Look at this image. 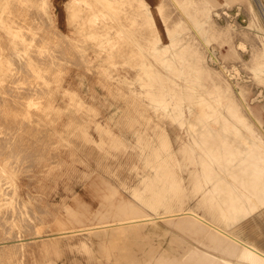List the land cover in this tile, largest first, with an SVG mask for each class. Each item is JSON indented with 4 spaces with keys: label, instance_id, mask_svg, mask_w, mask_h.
Wrapping results in <instances>:
<instances>
[{
    "label": "rangeland",
    "instance_id": "obj_1",
    "mask_svg": "<svg viewBox=\"0 0 264 264\" xmlns=\"http://www.w3.org/2000/svg\"><path fill=\"white\" fill-rule=\"evenodd\" d=\"M28 1L0 0V61L3 60V63L0 62V71L4 70L0 72V88H3L0 89V118L4 115L0 120L3 119L2 121L7 123L0 121L3 127L7 126V128L0 127V137H4L0 139V233H2L0 243L7 245V240L10 238L11 240L17 238L20 241L14 243L11 248L5 247L6 249L0 252V264H5L7 256L9 263L6 264H184L185 261L189 264L200 262L236 264L238 262L236 258L226 256L220 249L212 246L213 243L207 233L198 229L195 219L186 214L189 211L195 212L227 233L252 243L264 251V205H260L255 197H249L250 200L246 197L243 203L247 215L233 222L226 220L222 208L225 197L234 194L243 195V185L236 183L233 178L235 168L242 157L239 153L236 154L240 149L238 145L250 147L248 138L253 139L256 144L264 145L261 142L264 141V71L261 70L260 58L251 62L252 43L245 41L242 49L239 46L243 41L239 36L240 33L234 40L224 42L222 45L220 41L213 40L206 44L204 58L206 67L222 70L225 80L231 82L236 92L235 96L237 94L235 100L238 106L247 114L248 120H251V122L246 121L253 123V127L249 129L241 124L238 117H232L225 109L223 105L226 100L218 93L219 85L198 75L196 70L199 68L197 67L199 60L192 56L193 50H188L186 44H181L186 48L181 45L167 48L163 45L171 42L167 28L174 29L176 24L182 21L190 28L189 36L181 40L182 42L191 44L194 40L192 37H200L194 19L190 17L195 14L192 13L193 11L197 12L196 15H201L200 10L193 9L187 0L160 1L159 5L162 3L163 8H166L162 9L166 23L158 9L159 5L150 9L159 35L141 9H129L120 0H67L63 5L66 24L64 23L62 29L57 23L54 0ZM208 1L212 5L209 17L220 27L227 25L234 31L238 30L237 32L243 31L242 29L248 30L245 28L249 20L246 5L250 2L257 9L259 7L261 12L259 18L264 25V10L260 0ZM31 5H35L39 14ZM23 6L25 8L30 6V11ZM169 7V11H166ZM12 8L16 9L12 11ZM187 13L190 15H186ZM28 14L33 17L36 15L38 18L34 17V19L40 23L37 22L39 24L36 23L37 25L33 27L32 19L30 27L31 22L28 19L32 17ZM39 15L45 17L41 18ZM43 18L49 24L46 21L43 23ZM23 24H25L24 28ZM41 24L43 25L40 26ZM26 25L28 26L25 27ZM20 26L22 29L19 28ZM36 26L42 28H36L41 34L36 33ZM112 26L114 32L111 31ZM30 28L36 32L33 31L34 34H31ZM23 30L28 33V37L22 33ZM145 33L152 37V45L138 41L136 46L123 41L130 34H136L139 38ZM63 35L65 42L71 43L70 48L60 39ZM58 40H61L59 44ZM53 41L55 43H52ZM72 45L74 51H71ZM51 46L54 50L50 48ZM67 48L70 49L69 52ZM145 48L152 49L151 57L121 56V54H133L132 52L138 55L141 54L140 49L146 50ZM231 49H236V52H230ZM34 51L37 53L35 54ZM60 51L66 53L61 54ZM35 56L36 58L41 56L39 61ZM6 57H10L11 60L8 62ZM63 57H67V60L61 61ZM118 58L119 60L122 58V62ZM134 58L137 59L138 64L133 60ZM68 59L73 62H67ZM84 62L85 65L82 64ZM132 62L134 65H131ZM6 71H12L10 77L13 78L8 77ZM6 76L9 81L8 79L6 81ZM25 76L29 79H25ZM4 83L7 89L4 88ZM160 92H165L166 95L160 97ZM12 98L19 102L13 103ZM210 104L214 105V112L210 110ZM224 118L229 121L231 131L228 132V140L222 145L224 153H220L221 151L216 153L214 151H216V143L220 141ZM7 119L12 123L11 125ZM201 119L208 123L210 132L206 135L201 133L199 125ZM253 128L258 130L259 135H253L251 131ZM4 132L7 135L4 136ZM29 136L31 138H28ZM2 142L4 145L1 144ZM228 155L230 158L234 155V159H237L228 160ZM227 164L230 167H227ZM6 213L11 214L9 218ZM173 213L178 215L169 218ZM122 216L126 217L125 219H130L132 216L134 218L131 219L147 216L153 218L152 223L156 226L139 228L140 224L138 226L136 224L128 230L131 231L130 236L127 232L122 236L119 233H116V236L114 234L101 236L102 234L98 233V237L94 235V230L78 231L101 226L105 221L107 224H114L119 222ZM75 218L80 220L77 221ZM19 220H22L23 226ZM141 230L143 232H140ZM37 231L41 235L50 234L51 237L24 241ZM67 231L71 233H66ZM134 239L138 244L134 243ZM139 246L141 249L138 248ZM101 249L105 252H99ZM113 256L118 257L116 259Z\"/></svg>",
    "mask_w": 264,
    "mask_h": 264
},
{
    "label": "bare ground",
    "instance_id": "obj_2",
    "mask_svg": "<svg viewBox=\"0 0 264 264\" xmlns=\"http://www.w3.org/2000/svg\"><path fill=\"white\" fill-rule=\"evenodd\" d=\"M17 1V0H16ZM22 1V0H21ZM24 1H28V0H24ZM121 2H123L122 4H124L125 5V7H127L128 6V8L129 9H141L142 11H143V13H144V15H146V17H148V19L151 21V25H152V27L157 31L158 29H157V24H156V21H155V18H154V16H153V14L151 13V10H150V7H149V5L144 1V0H120ZM163 1H165V0H163ZM170 1V0H169ZM169 1H167V2H169ZM253 1H256V0H253ZM6 2V1H5ZM4 2V3H5ZM29 2V1H28ZM41 2V1H40ZM86 2V1H85ZM115 2V1H114ZM128 2V3H127ZM178 3H179V1H177ZM181 2V1H180ZM187 2L189 3V4H191V6H193V9H196V10H200V13H201V15H196V13L197 12H192V13H195L194 15H191L190 17L192 18V19H194V23H195V28L200 32V37L199 36H194V37H192L193 39V43H189L188 44V42L186 43V42H182L185 38H187V35L189 36V27L188 26H186V24H185V22H181V23H178V24H176V25H173V27L174 26H176V28H174V29H169V28H167V30H168V34H169V36H170V38H171V42L170 43H168L167 45L166 44H163L164 45V47H169V48H173V47H178L179 45H181V44H186V46H188L187 47V49L188 50H193V57L194 58H198V60H199V65L197 66V67H199L196 71H197V73H198V75L203 79V78H207V79H209L210 80V82H215L216 84H218L219 86L217 87V89L219 90L218 91V93L221 95V96H223L224 98H225V100H226V102H224L225 103V105H223L224 107H225V109L229 112V114L232 116V117H234V118H236V117H238V119H240V121H241V124L242 125H245V126H247L249 129H251V127H253L252 126V124L253 123H249V122H247L246 120H248V117H247V114H245L244 113V111H242L241 110V108L238 106L239 104H237V102H236V100H235V97L237 96V94H236V96H235V93L236 92H234V90H233V88H232V85H231V82L230 81H228V80H225L226 78H225V76L223 75V71L222 70H213V68L211 69V68H209V67H206L205 66V64H204V58H205V55H206V50H207V48H206V44H209L211 41H213V40H218V41H220V43H221V45L224 43V42H231V40H234L235 38H236V36H238V34L240 33V35L239 36H241L242 38H243V41H241L240 43H239V46L242 48V47H244V43H245V41H249L250 43H252V46H253V52H252V55H251V62L252 61H255L257 58L259 59L260 58V60H261V70H263L264 71V25L262 24V22H261V20H260V18H259V15H260V9H259V7H258V9L253 5V3L252 2H250L249 3V5H246L247 7H248V16H249V20H248V24H247V26L245 27V28H247L248 30L250 29V31H248V30H244V29H242L243 31H241V32H237V31H234V30H232L230 27H228L227 25L226 26H224V27H220L219 25H216V24H214V22L210 19V17H209V15H210V9H211V7H212V5L210 4V1H208V0H187ZM231 2V1H230ZM229 2V3H230ZM39 3V2H38ZM185 3V2H184ZM16 4V3H15ZM20 4V3H19ZM28 4H30V3H28ZM31 4H33V3H31ZM168 4V3H167ZM177 4V3H176ZM239 4H240V2H239ZM260 4H261V6H262V8H263V10H264V0H260ZM18 5V4H17ZM92 5V4H91ZM94 5V4H93ZM168 5H170V4H168ZM231 5V4H230ZM32 6V5H31ZM182 6H184V5H182ZM189 6V5H188ZM9 5H8V10H9ZM13 7H15V6H13ZM17 7V6H16ZM20 7H21V5H20ZM19 7V9L21 10V8ZM24 7V6H23ZM32 7H34V8H36L35 7V5L34 6H32ZM38 7H39V5H38ZM115 7V6H114ZM166 7V6H165ZM25 8V7H24ZM23 8V9H24ZM29 10L28 11H30V6H28L27 7ZM27 8H25V9H27ZM41 8H42V5H41ZM74 8V7H73ZM113 8V7H112ZM111 8V9H112ZM116 8V7H115ZM119 8V7H118ZM183 8H185V7H183ZM189 8V7H188ZM6 9H7V7H6ZM13 9L15 10L16 8H12V11H13ZM17 9H18V7H17ZM22 9V10H23ZM33 9V8H32ZM114 9V8H113ZM158 9H159V11H160V13H161V16L163 17V20H164V22L166 23V20H165V17L162 15V9H166V8H163V4L161 3V5H159L158 6ZM169 9H170V7L168 8V10H166V11H169ZM187 9V8H186ZM185 9V10H186ZM192 9V10H193ZM11 10V9H10ZM35 11L37 10V8L36 9H34ZM97 10V9H96ZM173 10V9H172ZM187 10H189V9H187ZM220 10V9H219ZM247 10V9H246ZM24 11V10H23ZM32 11V10H31ZM34 11V12H35ZM37 11H39V10H37ZM36 11V12H37ZM3 12H5V10L3 11ZM18 12V11H17ZM33 12V13H34ZM36 12L34 13V14H36ZM100 12V11H99ZM117 12V11H116ZM171 12V11H170ZM173 12V11H172ZM185 12V11H184ZM186 12H188V11H186ZM191 12V11H190ZM247 12V11H246ZM2 13V12H1ZM25 13V12H24ZM43 12L41 11L40 12V14H42ZM85 13V12H84ZM84 13H81V14H84ZM104 13V12H103ZM125 13V12H124ZM174 13H175V11H174ZM17 14V13H16ZM20 14H22L21 12H20ZM37 14H39L38 12H37ZM94 14V13H93ZM247 14V13H246ZM15 15V14H14ZM24 15H26V13L24 14ZM23 15V16H24ZM30 17H32V18H30V19H28L30 22L32 21L33 22V20H34V24H33V27L35 26V25H37V24H39L40 23V21H36V19L38 18V17H36V15H34V17H36V19H34V17H33V15H31V14H28ZM78 15V14H77ZM92 15V14H91ZM97 15V14H96ZM143 15V14H142ZM186 15H188V13L186 14ZM190 15V14H189ZM188 15V16H189ZM13 16V15H12ZM20 16V15H19ZM41 18H42V16H44V15H39ZM76 16V15H75ZM75 16H71V17H75ZM94 16V15H93ZM172 16V15H171ZM175 16V15H174ZM15 17H17V16H15ZM21 17V16H20ZM26 17V16H25ZM28 17V16H27ZM45 17V16H44ZM80 17V16H79ZM78 18V17H77ZM17 19H19V18H17ZM21 19V18H20ZM24 19V18H23ZM33 19V20H32ZM75 19V18H74ZM79 19V18H78ZM39 20V19H38ZM69 20V19H68ZM73 20V19H72ZM172 20V19H171ZM16 21V20H15ZM36 21V22H35ZM44 21H46L44 18H43V23H44ZM70 21V20H69ZM74 21V20H73ZM120 21H123V20H120ZM192 21V20H191ZM23 22H25V20L23 21ZM32 22H31V25H30V27L32 26ZM37 22H39V23H37ZM47 22V24H49L48 23V21H46ZM79 22H80V20H79ZM89 23H90V21H88ZM102 22V21H101ZM228 22V21H227ZM236 22V21H235ZM6 23V22H5ZM5 23H3V26L5 25ZM8 23V22H7ZM26 23L28 24V22H27V20H26ZM37 23V24H36ZM41 23H42V21H41ZM73 23V22H72ZM78 23V22H77ZM216 23V22H215ZM18 24V23H17ZM131 24V23H130ZM173 24V23H172ZM232 24V23H231ZM7 25V24H6ZM19 25V24H18ZM20 25H22V23L20 24ZM24 25L25 24H23V28H24ZM43 24H41L40 26H42ZM75 25V24H74ZM108 25V24H107ZM13 26V25H12ZM12 26H10V27H12ZM28 25H26L25 27H27ZM76 26V25H75ZM82 26V25H81ZM93 26V25H92ZM91 26V27H92ZM15 27V26H14ZM22 27L20 26L19 28L20 29H22ZM32 27V28H33ZM39 26H36L35 27V30H36V28H38ZM105 27H107V26H105ZM105 27H103V28H105ZM113 27V26H112ZM239 27V26H238ZM17 28V27H16ZM32 28H30L29 30H31ZM93 28V27H92ZM129 28V27H128ZM34 29V28H33ZM38 29H42L41 27H39ZM38 29L35 31V30H33L34 31V33L36 32V33H39V34H41L39 31H38ZM79 29V28H78ZM80 29H82V27H80ZM79 29V30H80ZM84 29V28H83ZM91 29V28H90ZM112 29H114V27L113 28H111V31H113ZM28 30V29H27ZM26 29H25V31H27ZM109 30V29H108ZM25 31L23 30V32L22 33H24L25 35H27L26 33H25ZM33 31L31 30V34H34L33 33ZM47 31V30H46ZM50 31V30H49ZM78 31V30H77ZM82 31V30H81ZM98 31V30H97ZM115 31V30H114ZM113 31V32H114ZM151 31V30H150ZM240 31V30H239ZM19 31H17V33H18ZM84 32V31H83ZM13 33H14V31H13ZM106 33V32H105ZM111 33V32H110ZM39 34H38V36H39ZM56 34V33H55ZM60 34V33H59ZM138 34V33H137ZM157 34L159 35V32L157 31ZM22 36V35H21ZM29 36H30V34H29ZM32 36H34V35H32ZM44 36V35H43ZM45 36H46V34H45ZM64 36L65 35H63L62 36V38H60L61 40H62V42L64 41H66V39L64 38ZM104 36V35H103ZM110 36V35H109ZM112 36V35H111ZM27 37H28V35H27ZM26 37V39L28 40V38ZM31 37V36H30ZM35 37H37V35L35 36ZM34 37V38H35ZM48 37V36H47ZM47 37H45L46 39H47ZM61 37V36H60ZM86 37H88V36H86ZM133 37V36H132ZM141 37V36H140ZM40 38V37H39ZM65 40H64V39ZM135 38H136V36H135ZM154 38V37H153ZM190 38V37H189ZM240 38V37H239ZM25 39V40H26ZM55 39H56V37H55ZM92 39V38H91ZM137 39H138V37H137ZM30 40V39H29ZM32 40V39H31ZM48 40V39H47ZM61 40H58L57 42H58V44H59V41H61ZM147 40V39H146ZM182 40V41H181ZM14 41V40H13ZM36 41V40H35ZM38 41V40H37ZM86 41V40H85ZM189 41H191V38H190V40ZM31 42V41H30ZM61 42V43H62ZM63 42V43H64ZM70 42V41H69ZM142 42H145V41H142ZM149 42V41H148ZM43 43H44V41H43ZM52 43H55L54 41L52 42ZM82 43V42H81ZM145 43H147V42H145ZM32 44V43H31ZM65 44H67L66 46H69V48H70V45H71V43L70 44H68V42L66 43L65 42ZM65 44L63 45V46H65ZM83 44V43H82ZM137 44V43H136ZM142 44V43H141ZM188 44V45H187ZM39 45V44H38ZM54 44H52V46H53ZM57 45V44H56ZM116 45V44H115ZM139 45L140 44H138V47H139ZM150 45H152V44H150ZM149 45V46H150ZM155 43H154V47H155ZM249 45V44H248ZM17 46H18V43H17ZM50 47V48H52L53 49V47ZM117 46H119V45H117ZM181 46H183V45H181ZM180 46V47H181ZM185 46V45H184ZM183 46V47H184ZM237 46V45H236ZM37 47H39V46H37ZM42 47H45V46H43L42 45ZM75 47H76V45H75ZM84 47V46H83ZM82 47V48H83ZM214 47H215V45H214ZM41 48V47H40ZM56 48V47H55ZM63 48V47H62ZM74 47H73V45H72V47H71V51H74L75 49H73ZM80 48V47H79ZM141 48V47H140ZM149 48V47H148ZM158 48V47H157ZM156 48V49H157ZM184 48H186V47H184ZM6 49V48H5ZM68 49V48H67ZM124 49V48H123ZM139 49V48H138ZM146 49V48H145ZM159 49V48H158ZM157 49V50H158ZM176 49V48H175ZM182 49V48H181ZM187 49H185V50H187ZM218 49V48H217ZM242 49H244V48H242ZM246 49H247V47H246ZM8 50V49H7ZM33 50V49H32ZM39 50V49H38ZM54 50V49H53ZM64 50H65V48H64ZM69 50L70 49H68L67 50V52H69ZM80 50V49H79ZM78 50V51H79ZM84 50V49H83ZM141 50V49H140ZM149 50V49H148ZM172 50V49H171ZM174 50V49H173ZM210 50V49H209ZM216 50V49H215ZM3 51V50H2ZM40 51V50H39ZM49 51H50V49H49ZM56 52L57 51H59V50H55ZM54 51V52H55ZM133 51H135V50H133ZM163 51V50H162ZM35 52V51H34ZM44 52V51H43ZM42 52V53H43ZM55 52V53H56ZM61 52V51H60ZM62 52H65L66 53V51H62ZM62 52H61V54H62ZM83 52V51H82ZM81 52V53H82ZM119 53H120V51H118ZM117 52V53H118ZM122 52V51H121ZM127 52H128V50H127ZM138 52V51H137ZM141 53H142V50L140 51ZM156 52H158V51H156ZM156 52H155V54H156ZM166 52V51H165ZM189 52V51H188ZM217 52V51H216ZM230 52H236V49H234V50H230ZM26 53V52H25ZM37 52H35V54H36ZM64 53V54H65ZM77 53V54H76ZM75 54L76 55H78V52H76ZM134 55H136L137 53L136 52H132ZM160 53V52H159ZM240 53V52H239ZM19 54V53H18ZM39 54H40V52H39ZM64 54H63V56H64ZM68 54V53H67ZM70 54V53H69ZM121 54V53H120ZM127 54V53H126ZM132 54V55H133ZM166 54H167V52H166ZM213 54H214V52H213ZM6 55V54H5ZM10 55V54H9ZM20 55V54H19ZM76 55H75V60L77 59V57H76ZM116 54H114V56H115ZM118 55V54H117ZM122 55V54H121ZM139 55V54H138ZM138 55H136V56H138ZM212 55V54H211ZM216 55V54H215ZM228 55L230 56V53L228 52ZM235 55V54H234ZM11 56V55H10ZM14 56V55H13ZM13 56H12V58H13ZM21 56H22V54H21ZM54 56H55V54H54ZM57 56H59V55H57ZM68 56V55H67ZM70 56V55H69ZM113 56V55H112ZM156 56V55H155ZM155 56H154V58H155ZM161 56H162V54H161ZM179 56H180V54H179ZM186 56V55H185ZM226 56V55H225ZM34 56H32V58H33ZM61 56H59V58H60ZM72 57V56H71ZM119 57H120V55H119ZM131 57V56H130ZM130 57L128 58L129 60H130ZM133 57V56H132ZM141 56H139V58H140ZM164 57V56H163ZM190 57V56H189ZM209 57V56H208ZM6 58H8V62H9V60H11V59H9L10 57H6ZM14 58H15V56H14ZM14 58H13V60H14ZM19 59H20V57H18ZM35 58H36V56H35ZM40 58H41V56H40ZM40 58H38V56H37V58L36 59H38V61H39V59ZM44 58H46V57H44ZM63 58H65V57H63ZM60 59L61 61L63 60H67V57L65 58V59ZM70 58V57H69ZM124 58V57H123ZM137 58V57H136ZM116 59V58H115ZM122 59V58H121ZM119 60V58H118V60L119 61H121L122 62V60ZM124 59H126V58H124ZM138 59V58H137ZM136 59V60H137ZM162 59V58H161ZM182 59H184L183 57H182ZM192 59V58H191ZM18 60V59H17ZM43 61H44V59H42ZM49 60V59H48ZM74 60V59H73ZM78 60H79V57H78ZM83 60V59H82ZM114 60V59H113ZM133 60H135V58L133 59ZM135 60V61H136ZM160 60V59H159ZM158 60V61H159ZM167 60V59H166ZM165 60V61H166ZM177 60V59H176ZM180 60V59H179ZM185 60V59H184ZM183 60V61H184ZM187 60H189V59H187ZM207 60V59H206ZM213 60H215V59H213ZM221 60V59H220ZM219 60V61H220ZM2 61V63H3V60H1ZM0 61V62H1ZM15 61H16V59H15ZM20 61H21V59H20ZM42 61V62H43ZM70 61V63H72L73 61H71V60H69L68 59V61L67 62H69ZM80 61H81V58H80ZM80 61H78V63H80ZM97 61V60H96ZM117 61V60H116ZM155 61V60H154ZM182 61V60H181ZM191 62L193 61V60H190ZM7 61H4V63H6ZM8 62H7V64H8ZM77 62V61H76ZM76 62H74L75 64H77ZM82 62V61H81ZM85 62H86V60H85ZM85 62L84 63H82V64H84L85 65ZM123 62H124V60H123ZM126 62V61H125ZM129 62H131V61H129ZM138 61H136V63H137ZM191 62H190V64H191ZM214 62V61H213ZM237 62H239V61H237ZM13 63H15L14 61H13ZM13 63H12V68H13ZM39 63H41V62H39ZM96 63V62H95ZM128 63V62H127ZM135 63V62H134ZM183 63V62H182ZM185 63V62H184ZM197 63H198V61H197ZM196 63V64H197ZM17 64V63H16ZM81 64V65H82ZM107 64H109V63H107ZM138 64V63H137ZM159 64H160V62H159ZM189 64V65H190ZM217 64V63H216ZM254 64V63H253ZM130 65V64H129ZM131 65H134L133 64V62H132V64ZM146 65V64H145ZM192 65H193V63H192ZM195 65V64H194ZM211 65V64H210ZM2 66H6V65H3L2 64ZM9 66V65H8ZM7 66V69L9 68ZM162 66V65H161ZM160 66V67H161ZM168 66V65H167ZM181 66V65H180ZM188 66V65H187ZM207 66H209L208 64H207ZM212 66H214V65H212ZM217 66H218V64H217ZM242 66H244V65H242ZM132 67V66H131ZM140 67V66H139ZM141 67H142V65H141ZM164 67V66H163ZM166 67V66H165ZM186 67V66H185ZM191 67V66H190ZM193 67V66H192ZM196 67V66H195ZM11 68V69H12ZM16 68H18V64H17V66H16ZM167 68H169V67H167ZM167 68H166V70H167ZM188 68H189V66H188ZM1 69V68H0ZM10 69V70H11ZM23 69V68H22ZM165 69V68H164ZM194 69H196V68H194ZM216 69H217V67H216ZM246 69V68H245ZM3 70V69H2ZM1 70V71H2ZM9 70V69H8ZM32 70V69H31ZM166 70H164V71H166ZM188 70V69H187ZM0 71V72H1ZM4 71V70H3ZM30 71V70H29ZM191 73H192V68H191ZM256 71V70H255ZM254 71V72H255ZM7 72V71H6ZM48 72H50V71H48ZM54 72V71H53ZM143 72V71H142ZM262 72V71H261ZM7 73H9V74H7ZM6 73V75L8 76V77H10L11 76V73H12V71L11 72H7ZM15 73V72H14ZM13 73V74H14ZM17 73V72H16ZM21 73V72H20ZM151 73H152V71H151ZM250 73V72H249ZM258 73V72H257ZM259 73H260V71H259ZM12 74V75H13ZM30 74V73H29ZM255 74H256V72H255ZM263 74V73H262ZM2 75V74H1ZM23 75H25L24 73H23ZM34 75H35V73H34ZM152 75H153V73H152ZM7 76H6V81H7V79H8V81H9V78H7ZM27 76H28V74H27ZM27 76H25L26 78L25 79H27ZM32 76V75H31ZM141 76V75H140ZM257 76V75H256ZM33 77V76H32ZM155 77V76H154ZM255 77V76H254ZM253 77V78H254ZM10 78H13V76L12 77H10ZM15 78V77H14ZM17 79V78H16ZM29 79V78H28ZM27 79V80H28ZM113 79V78H112ZM206 79V80H207ZM0 80H1V78H0ZM4 80H5V77H4ZM23 80V79H22ZM114 80V79H113ZM153 80V79H152ZM151 80V81H152ZM206 80H204V81H206ZM134 81H135V79H134ZM139 81V80H138ZM137 81V82H138ZM203 81V82H204ZM259 81H260V79H259ZM24 82V81H23ZM172 82V81H171ZM175 82V81H174ZM208 82V81H207ZM262 82V81H261ZM260 82V83H261ZM32 83V82H31ZM38 83V82H37ZM202 83V82H201ZM116 84V83H115ZM155 84V83H154ZM238 84V83H237ZM4 85H5V83H4ZM6 85H8V83L6 82ZM6 85H5V89H7L6 88ZM27 85V84H26ZM38 85H41V84H38ZM143 85V84H142ZM207 85H209V84H207ZM242 85V84H241ZM154 86H158V85H154ZM246 86V85H245ZM159 87V86H158ZM209 87H210V85H209ZM212 87H213V85H212ZM248 87V86H247ZM22 88H24L23 86H22ZM26 88V87H25ZM43 88V87H42ZM160 88V87H159ZM249 88V87H248ZM1 90L3 89V88H0ZM4 89V90H5ZM155 89H158V88H156L155 87ZM209 89V88H208ZM212 88H210V90H211ZM216 89V90H217ZM8 90H10V89H8ZM32 90V89H31ZM161 90V89H160ZM213 90V89H212ZM119 91V90H118ZM241 91V90H240ZM5 92V91H4ZM46 92H48V91H46ZM23 93H25V92H23ZM26 93H28V91L26 92ZM134 93V92H133ZM6 94V93H5ZM22 94V93H21ZM142 94V93H141ZM146 94V93H145ZM148 94V93H147ZM158 94V93H157ZM160 94V97H164L165 95H166V93L165 92H160L159 93ZM215 94V93H214ZM8 95V94H7ZM28 95H29V93H28ZM139 95V94H138ZM216 95V94H215ZM193 97H194V95H193ZM222 97V98H223ZM144 98V97H143ZM222 98H221V100H222ZM11 99V98H10ZM44 99V98H43ZM145 99H147V98H145ZM149 99V98H148ZM162 99V98H161ZM8 100V99H7ZM15 100V99H14ZM13 100V98H12V101H14ZM40 100V99H39ZM173 100H176V99H173ZM224 100V101H225ZM1 101V100H0ZM17 101V100H16ZM16 101H14L13 103H18V102H16ZM153 101V100H152ZM149 102H150V99H149ZM166 103V102H165ZM164 103V104H165ZM222 103V102H221ZM177 104V103H176ZM7 105V104H6ZM146 105V104H145ZM144 105V106H145ZM160 105V104H159ZM174 105V104H173ZM13 106V105H12ZM18 106H20V103H19V105ZM262 106V105H261ZM2 107V106H1ZM148 107V106H147ZM209 107H210V110L212 111V112H214L213 110H214V105H209ZM134 108V107H133ZM136 109L138 108V107H135ZM19 109V108H18ZM5 110V109H4ZM33 110V109H32ZM162 110V109H161ZM2 112V111H1ZM29 112H31V111H29ZM28 112V113H29ZM31 113H33L34 114V112H31ZM32 114V115H33ZM38 114V113H37ZM214 114V113H213ZM11 115V114H10ZM4 116V115H3ZM3 116H1V118L3 117ZM215 116V115H214ZM37 117V116H36ZM0 118V119H1ZM9 118V117H8ZM32 118H34V117H32ZM166 118H167V116H166ZM175 118V117H174ZM35 119V118H34ZM171 119V118H170ZM176 119V118H175ZM3 120V119H2ZM2 120H0V121H2ZM10 121H11V119H9ZM17 120V119H16ZM172 120V119H171ZM174 120V119H173ZM235 120V119H234ZM177 121V120H176ZM248 121H250L251 122V120L249 119ZM3 122V121H2ZM7 122H8V119H7ZM32 122V121H31ZM4 123V122H3ZM9 123V122H8ZM1 124V123H0ZM4 124H7V123H4ZM12 123H9V125H11ZM18 124V123H17ZM44 124H46L45 122H44ZM207 121H204V120H202L201 119V121H200V123H199V125H200V128H201V133H204V135H206V133H208V132H210V130H209V128L207 127ZM22 125V124H21ZM33 125H35V124H33ZM2 126V127H1ZM6 126V125H5ZM4 126V127H5ZM15 126V125H14ZM0 127L1 128H4L3 127V125L1 124L0 125ZM12 127V126H11ZM33 127V126H32ZM221 127H222V133L220 134V137H219V139H220V141L219 142H217L216 143V151H214V152H216L217 153V151H221L220 153H224V147L222 146L223 145V143L224 142H226L227 140H228V132L229 131H231L230 130V128H229V121L227 120V119H223V122H222V125H221ZM5 128H7V126L5 127ZM8 128H9V126H8ZM14 129V128H13ZM35 129V128H34ZM191 129V128H190ZM255 129H256V127H255ZM254 128L251 130L252 131V133H253V135H259V134H257V133H259L258 132V130H255ZM12 130V129H11ZM194 130V129H193ZM7 131V130H6ZM27 131V130H26ZM1 132V131H0ZM3 132V131H2ZM7 134H8V131L6 132ZM5 132H4V136L5 135H7ZM20 134V133H19ZM23 134V133H22ZM218 134V133H217ZM2 135H3V133H2ZM11 135V134H10ZM25 136V135H24ZM28 136V135H27ZM26 136V137H27ZM217 136V135H216ZM215 136V137H216ZM2 137H0V139H1ZM4 138V137H3ZM2 138V139H3ZM5 138H7V137H5ZM9 138V137H8ZM19 138V137H18ZM28 138H31L30 136L28 137ZM33 139V138H32ZM32 139H31V141H32ZM35 140V139H34ZM196 140V139H195ZM248 140H249V142L251 143V146L250 147H242L241 145H238L239 147H240V149H239V152H237L236 151V154H240L242 157H241V161H239L238 163H239V165H237V169L235 168V173H234V175H233V178H234V181L236 182V183H238V184H242L243 185V187H244V191H243V195L242 196H237V195H231L230 197L229 196H227V197H225L224 199H223V202H224V206H223V204H222V208L224 209V211H223V215H224V217H226V220L228 221V222H233V221H237V220H239V219H241V218H243V217H245L246 215H247V211L245 210V208H244V200L243 199H245L246 197H248V199H249V197L251 198V197H255L256 198V200H257V202L260 204V205H264V145H259V144H256L254 141H253V139H249L248 138ZM261 140V139H260ZM1 141V140H0ZM10 141V140H9ZM36 141V140H35ZM44 141V140H43ZM102 141V140H101ZM206 141V140H205ZM38 142V141H37ZM209 142V141H208ZM261 142L262 143H264V141L263 140H261ZM1 144H3V142L1 143ZM28 144V143H27ZM32 144H33V142H32ZM31 144V145H32ZM40 144V143H39ZM4 145V144H3ZM6 145V144H5ZM42 145V144H41ZM206 146V145H205ZM210 146V145H209ZM12 147V146H11ZM2 148H4V147H2ZM6 148V147H5ZM204 148V147H203ZM212 148V147H211ZM38 149V148H37ZM205 149V148H204ZM208 149V148H207ZM33 150V149H32ZM211 150V149H210ZM209 150V151H210ZM235 150V149H234ZM212 151V150H211ZM4 152V151H3ZM205 152V151H204ZM207 152V151H206ZM213 152V151H212ZM214 152H213V154H214ZM16 154H17V152H16ZM51 154V153H50ZM54 154H57V153H54ZM211 154V153H210ZM230 154V153H229ZM233 154V153H232ZM52 155V154H51ZM208 155V154H207ZM215 155V154H214ZM211 156H212V154H211ZM234 156V155H233ZM232 156V157H233ZM51 157V156H50ZM230 158V155H228V157H227V159L228 160H230V159H234V157L233 158ZM52 158V157H51ZM218 158V157H217ZM199 159V158H198ZM237 159V158H236ZM236 159H234V160H236ZM201 160V159H200ZM218 160V159H217ZM216 160V161H217ZM202 161H204V159L202 160ZM12 162V161H11ZM219 163V162H218ZM199 164V163H198ZM215 165V164H214ZM218 165H220V164H218ZM226 165V164H225ZM220 167V166H219ZM227 167H230L228 164H227ZM239 167V168H238ZM223 170V169H222ZM221 170V171H222ZM220 177V176H219ZM3 179V178H2ZM229 179V178H228ZM2 181V180H1ZM224 182V181H223ZM108 184V183H107ZM4 185V184H3ZM109 190V189H108ZM114 193H115V189H114V191H113ZM110 193H111V191H110ZM2 194V193H1ZM7 194V193H6ZM111 195V194H110ZM113 195V194H112ZM111 195V196H112ZM104 196H106V195H104ZM107 196H109V194L107 195ZM7 197H8V195H7ZM131 197V196H130ZM6 198V197H5ZM104 198V197H103ZM3 199V198H2ZM111 199V198H110ZM134 200V199H133ZM250 200V199H249ZM103 201V200H102ZM101 201V202H102ZM121 201V200H120ZM123 201V200H122ZM18 202V201H17ZM105 202V201H104ZM111 202V201H110ZM124 202V201H123ZM15 203V202H14ZM109 203V202H108ZM108 203H106V204H108ZM113 203V202H112ZM117 203H119V201L117 202ZM127 203V202H126ZM139 203V202H138ZM110 204V203H109ZM123 204V203H122ZM125 204V203H124ZM140 204V203H139ZM112 205V204H111ZM111 205H109L110 207H111ZM18 206H19V203H18ZM103 206H104V204H103ZM108 206V207H109ZM112 206H114V205H112ZM117 206V205H116ZM124 206V205H123ZM126 206V205H125ZM133 206V205H132ZM131 206V207H132ZM20 207V206H19ZM101 207V206H100ZM254 207H256V206H254ZM16 208V207H15ZM112 208V207H111ZM127 208V207H126ZM139 208V207H138ZM109 209V208H108ZM121 209V208H120ZM124 209V208H123ZM146 209V208H145ZM125 210V209H124ZM130 210H131V208H130ZM134 210H135V207H134ZM148 210V209H147ZM29 211V210H28ZM98 211V210H97ZM123 211V210H122ZM126 211H128V210H126ZM149 211V210H148ZM188 211V210H187ZM9 212H10V210H9ZM16 212H17V209H16ZM42 212V211H41ZM99 212V211H98ZM105 212V211H104ZM113 212V211H112ZM123 212H125V211H123ZM141 212V211H140ZM178 212V211H177ZM29 213V212H28ZM111 213V212H110ZM130 213H133V212H130ZM142 213V212H141ZM183 213H185V212H183ZM69 214V216H70V213H68ZM74 214V213H73ZM102 214V213H101ZM114 214V213H113ZM116 214V213H115ZM114 214V215H115ZM127 214V213H126ZM128 214H129V212H128ZM186 214L187 215H189V217H191V218H193V219H195L194 220V222H195V224L198 226V229H201V230H204L206 233H207V235L209 236V239L211 240V242L213 243L212 244V246L214 245L217 249H220L222 252H223V254H225L226 256H231V257H233V258H236L237 259V263L236 264H264V251H262L261 249H259L256 245H254V244H252V243H249V242H246V241H243L242 239H240V238H238L237 236H235V235H232V234H230V233H227L226 231H224L223 229H221L219 226H217V225H215L214 223H212V222H210V221H208V220H206L204 217H201V216H199V215H197L195 212H193V211H189V212H186ZM5 215H7V217L8 216H10L11 214H5ZM17 215H18V212H17ZM30 215H33V214H31L30 213ZM97 215V214H96ZM99 215V214H98ZM103 215V214H102ZM124 216H126L125 214H123ZM132 215V214H131ZM134 215H135V213H134ZM133 215V216H134ZM138 215V214H137ZM168 215V214H167ZM175 215H178L177 213L176 214H171V216L169 215V218L170 217H172V216H175ZM76 216V215H75ZM117 216V215H116ZM124 216H122L123 218H124ZM132 216V217H133ZM140 216V215H139ZM182 216H184V215H182ZM7 217H4V218H6L7 219ZM33 217V216H32ZM70 217H72V216H70ZM127 217V216H126ZM125 217V218H126ZM131 217V218H132ZM135 217L137 218V216L135 215ZM143 217H144V215H143ZM163 216H161V218H162ZM165 217V216H164ZM163 217V218H164ZM9 218V217H8ZM20 218V217H19ZM104 218V217H103ZM119 219V222H116V223H114V224H107V221H105V222H103L102 223V225L101 226H93V227H91V228H83V229H81V230H78V231H85V230H94V235H97L98 237H99V234H102L101 236H106V235H109V236H111V235H113L114 234V236H116L115 234L116 233H119V235H121L122 236V234H125V233H127L128 232V230H130L131 228H132V226H134V225H136L137 224V226H138V224H140V226L141 227H139V228H142V227H144V228H149L150 226H156L155 224H153L152 223V221H153V218H150V217H145V218H138V219ZM134 218V217H133ZM159 218V217H158ZM166 218V217H165ZM168 218V217H167ZM168 218V219H169ZM174 218V217H173ZM72 219H73V217H72ZM76 219V218H75ZM96 219V218H95ZM102 219V218H101ZM172 219V218H171ZM183 219V218H182ZM77 220V219H76ZM80 220V219H79ZM79 220H77V221H79ZM93 220V219H92ZM97 220V219H96ZM167 220V219H166ZM165 220V221H166ZM20 221V220H19ZM22 221V220H21ZM21 221H20V223H21ZM117 221V220H116ZM179 221V220H178ZM24 222V221H23ZM76 222V221H75ZM78 223V222H77ZM83 223V222H82ZM112 223H113V221H112ZM180 223V222H179ZM4 224V223H3ZM25 224V223H24ZM29 224V223H28ZM93 224V223H92ZM21 225H22V223H21ZM80 225H82V224H80ZM90 225H91V223H90ZM94 225V224H93ZM97 225V224H96ZM180 225V224H179ZM182 225V224H181ZM184 225V224H183ZM3 227H4V225H2ZM23 226V225H22ZM25 226H28V225H26L25 224ZM0 227H1V225H0ZM8 227V226H7ZM7 227H6V230H7ZM29 227H31V224H30V226ZM136 227V226H135ZM175 227V226H174ZM178 227V226H177ZM180 227H182V226H180ZM186 227V226H185ZM9 228V227H8ZM25 228V227H24ZM184 228V227H183ZM4 230H5V228H3ZM2 229V230H3ZM30 229H32V228H30ZM102 229V230H101ZM137 229V228H136ZM192 229V228H191ZM134 230V229H133ZM139 230V229H138ZM138 230H136V232L138 231ZM251 230V229H250ZM254 230V229H253ZM25 231H27V230H25ZM75 231V230H74ZM100 231V232H99ZM8 232V231H7ZM34 232V231H33ZM77 232V231H76ZM131 232V231H130ZM130 232H128V234L130 233ZM135 231H133V233H134ZM140 232H143V230H141ZM166 232V231H165ZM189 232V231H188ZM255 232H257V231H255ZM66 233H71V231H67ZM99 233V234H98ZM151 233V232H150ZM163 233V232H162ZM172 233V232H171ZM0 234H2V233H0ZM138 234V233H137ZM136 234V236H138ZM142 234V233H141ZM147 234H148V232H147ZM164 234H166V233H164ZM174 234V233H173ZM186 234V233H185ZM50 235V234H49ZM49 235H41L38 231L37 232H35L32 236L30 235V237L29 238H25L24 239V241L25 240H36V239H40V238H44V237H48ZM53 235V234H52ZM57 235V234H56ZM131 234H129V236H130ZM151 235V234H150ZM162 235V234H161ZM206 235V234H205ZM250 235V234H249ZM113 236V237H114ZM125 236V235H124ZM123 236V237H124ZM132 236H134V235H132ZM135 236V237H136ZM143 236H145V235H143ZM164 236V235H163ZM13 237V236H12ZM49 237H51V236H49ZM126 237V236H125ZM171 237H173V236H171ZM196 237V236H195ZM194 237V238H195ZM261 237V236H260ZM1 238H2V235H1ZM14 238V237H13ZM106 238V237H105ZM104 238V239H105ZM115 238V237H114ZM116 238H118V237H116ZM121 238V237H120ZM134 238V237H133ZM142 238V237H141ZM170 238V237H169ZM174 238V237H173ZM185 238V237H184ZM3 239V238H2ZM15 239V238H14ZM132 239V238H131ZM165 239V238H164ZM187 239V238H186ZM199 239V238H198ZM202 239H206V238H202ZM259 239V238H258ZM262 239V238H261ZM1 240V239H0ZM7 240V239H6ZM9 240V241H8ZM7 240V245H3V243H0V252H2L3 251V249H6L5 247H10L11 248V246L12 245H14V243H16L17 241H19V240H17V238H16V240H11V238L10 239H8ZM112 240V239H111ZM120 240V239H119ZM125 240V239H124ZM130 240V239H129ZM135 240V239H134ZM175 240V239H174ZM256 240V239H255ZM2 241H4V240H2ZM23 241V240H22ZM115 241V240H114ZM126 241H128V240H126ZM132 241V240H131ZM139 241V240H138ZM155 241V240H154ZM20 242V241H19ZM18 242V243H19ZM27 242V241H26ZM99 242H100V240H99ZM112 242V241H111ZM121 242V241H120ZM137 243V241L135 240L134 241V243ZM141 242V241H140ZM144 242H145V240H144ZM152 242H153V240H152ZM156 242V241H155ZM195 242V241H194ZM203 242V241H202ZM208 242V241H207ZM29 243V242H28ZM132 243H133V241H132ZM151 243V242H150ZM169 243V242H168ZM204 243V242H203ZM210 243V242H209ZM93 244V243H92ZM107 244V243H106ZM118 244V243H117ZM119 244H121V243H119ZM131 244V243H130ZM138 244V243H137ZM137 244H136V246H137ZM152 244V243H151ZM187 244V243H186ZM205 244V243H204ZM97 245H98V243H97ZM105 245V244H104ZM126 245V244H125ZM140 245H141V243H140ZM210 246H211V244H209ZM260 245V244H259ZM17 245L15 244V247H16ZM121 246H122V244H121ZM170 246H172L171 244H170ZM206 246H207V244H206ZM100 247V246H99ZM98 247V248H99ZM115 247H116V243H115ZM130 247H131V245H130ZM263 247V246H262ZM9 248V249H10ZM102 248V247H101ZM104 248V247H103ZM102 248V249H103ZM119 248V247H118ZM117 248V249H118ZM124 248V247H123ZM122 248V249H123ZM128 248V247H127ZM138 248H140V246L138 247ZM160 248V247H159ZM197 248V247H196ZM213 248V247H212ZM211 248V249H212ZM9 249H7V251H9ZM13 249V248H12ZM15 249V248H14ZM102 249L101 250H99V252L101 251V252H105V251H102ZM116 249V250H117ZM141 249V248H140ZM145 249V248H144ZM175 249V248H174ZM190 249V248H189ZM94 250H96V249H94ZM107 250V249H106ZM115 250V251H116ZM132 250V249H131ZM158 250V249H157ZM156 250V251H157ZM178 250V249H177ZM126 251V250H125ZM139 251V250H138ZM179 251V250H178ZM107 252V251H106ZM117 252H119V250L117 251ZM123 252V251H122ZM127 252H128V250H127ZM137 252V251H136ZM135 252V253H136ZM143 252V251H142ZM180 252V251H179ZM188 252H190V251H188ZM6 253V252H5ZM4 253V254H5ZM12 253V252H11ZM14 253H16V252H14ZM95 253V252H94ZM115 253V252H114ZM126 253V252H125ZM134 253V254H135ZM156 253V252H155ZM191 253V252H190ZM207 253V252H206ZM18 254V253H17ZM103 254H107V253H103ZM124 254V253H123ZM192 254V253H191ZM210 254V253H209ZM2 255V254H1ZM8 254L6 253V256H7ZM9 255H10V253H9ZM101 255V254H100ZM109 255V254H108ZM107 255V256H108ZM116 255V254H115ZM119 255V254H118ZM129 255V254H128ZM138 255V254H137ZM213 255V254H212ZM4 256V255H3ZM6 256H4V257H6ZM102 256V255H101ZM101 256H99V257H101ZM157 256H158V254H157ZM8 257V256H7ZM7 257L5 258L6 260V262H5V264L6 263H9V261L7 260ZM115 256H113V258H114ZM118 257V256H117ZM117 257H115L116 259H117ZM149 257H151V256H149ZM153 257V256H152ZM170 257V256H169ZM120 258V257H119ZM122 258V257H121ZM124 258V257H123ZM135 258H137V257H134V259ZM158 258H159V256H158ZM95 259H96V257H95ZM99 259V258H98ZM108 259H109V257H108ZM142 259V258H141ZM147 259H148V257H147ZM162 259H164L163 258V256H162ZM162 259H161V262H162ZM183 259V258H182ZM182 259H181V261H182ZM227 259V258H226ZM1 260V261H2ZM106 260V259H105ZM113 260V259H112ZM127 260V259H126ZM138 260V259H137ZM137 260H133V261H137ZM8 261V262H7ZM119 261V260H118ZM125 261V260H124ZM150 261H152V260H150ZM154 261V260H153ZM192 261V260H191ZM217 261V260H216ZM230 261V260H229ZM112 262V261H111ZM114 262V261H113ZM148 263H149V261H147ZM163 262H164V260H163ZM179 262H180V260H179ZM184 262V261H183ZM186 262V261H185ZM184 262V264H187L188 262H186L185 263ZM193 262V261H192ZM115 263V262H114ZM106 264V263H105ZM127 264H129V263H127ZM143 264V263H142ZM150 264V263H149ZM163 264V263H162ZM165 264V263H164ZM189 264V263H188ZM191 264V263H190ZM196 264H198V263H196ZM199 264H202V262H200ZM214 264V263H213ZM215 264H217V262L215 263Z\"/></svg>",
    "mask_w": 264,
    "mask_h": 264
},
{
    "label": "crops",
    "instance_id": "obj_3",
    "mask_svg": "<svg viewBox=\"0 0 264 264\" xmlns=\"http://www.w3.org/2000/svg\"><path fill=\"white\" fill-rule=\"evenodd\" d=\"M66 1L67 0H54L55 6H56V13H57V23L61 29L63 28L64 23L66 24V13H65L64 8H63V5ZM144 1L149 5V7L151 9V8H156L160 4L161 0H144ZM218 1H220V0H218ZM135 36H136V38H135ZM140 36L137 39L136 34H134V35L130 34L128 37H125L123 41L128 42V43L133 44V45H136V46H137L136 42H138V41L139 42L145 41V42L151 44L152 37L150 35L145 33L144 35L141 34ZM146 44H145V47H147ZM136 55L127 54V55H121V56H136ZM138 56L151 57L152 56V49L142 50V53L139 54Z\"/></svg>",
    "mask_w": 264,
    "mask_h": 264
}]
</instances>
